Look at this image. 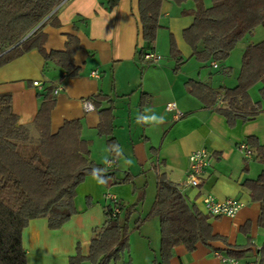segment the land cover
<instances>
[{
  "label": "crops",
  "instance_id": "1",
  "mask_svg": "<svg viewBox=\"0 0 264 264\" xmlns=\"http://www.w3.org/2000/svg\"><path fill=\"white\" fill-rule=\"evenodd\" d=\"M107 2L62 0L54 16L43 22L47 52L64 50L70 35L79 39L74 57L79 76L66 77L61 66L46 60L37 49L0 67V96L11 94L19 125H33L43 101L41 94L48 85L60 87L51 110V131L57 132L66 120L80 119L82 137L90 143L89 158L102 164L107 175L106 178L88 175L78 186L76 213L61 228L50 229L44 217L30 221L23 232L27 264H70L71 256L78 252L88 255L94 228L104 225L105 208L111 204L104 196L106 192L116 195L126 206L135 205L129 225L142 232L144 240L138 242L136 251L131 247L119 261L109 264H155L161 247L160 221L158 217L144 218L153 206L158 176L162 173L180 185L182 194L197 211L207 214L202 198L207 193L218 199L237 197L243 203L233 218L210 215L214 233L224 239L207 245L198 243L194 251L178 245L171 264H224L215 252L227 255L229 250L243 252L238 257L239 264L256 263L261 259L264 243V228L258 224L260 203L253 200L243 182L257 179L264 170V162L256 155L246 158L240 145L247 143L249 136L264 144V101L260 95L263 83H257L249 91L254 102L262 103L261 112L248 121L239 119L231 127L216 107H206L188 91L187 82L192 79L215 89L236 86L245 48L262 41L264 31L256 39L245 35L229 58L214 66L215 61L197 60L184 39V31L194 22L195 1L162 2L154 44L143 39L139 0H119L112 7ZM202 2L205 7L212 5V0ZM172 38L184 58L177 70L170 53ZM151 51L160 55L159 61L146 60L140 54ZM97 70L99 75H92ZM35 80L44 88L32 85ZM99 93L109 100H104L99 109L87 111L83 100L92 101L91 97ZM171 103L182 115L167 109L166 105ZM111 106L118 157L111 153L107 137L98 132L99 110ZM153 115L163 117V122L151 121ZM200 148L211 152L210 166L199 186L184 185L189 155ZM112 158L117 162L108 168L107 161ZM138 219L142 220L139 225ZM145 225L148 229L143 231Z\"/></svg>",
  "mask_w": 264,
  "mask_h": 264
},
{
  "label": "trees",
  "instance_id": "2",
  "mask_svg": "<svg viewBox=\"0 0 264 264\" xmlns=\"http://www.w3.org/2000/svg\"><path fill=\"white\" fill-rule=\"evenodd\" d=\"M107 1V5L112 7L119 0ZM163 1L139 0L143 39L149 44L156 42ZM171 1L182 4L188 0ZM193 1L197 4L194 22L184 31V39L191 46L193 56L203 63L226 61L245 35L254 33L258 26L264 27V0H212L210 7H205L202 0ZM61 2L0 0V67L37 49L46 60L61 66L66 71V77L79 76V67L74 60L79 48L76 36H69L64 50L47 52L45 49L47 34L42 31L43 22L54 16L53 12ZM170 53L176 61L177 70L184 58L174 38ZM140 54L144 56L143 52ZM259 82L263 83L260 95L264 101V39L245 48L236 86L215 89L191 79L187 88L206 107H216L233 127L237 120L248 121L261 112L262 103L254 102L249 92ZM55 88L50 84L41 94L43 101L32 126L18 124L11 94L0 96V264H27L23 232L30 221L44 217L48 219L50 229L61 228L76 213V189L85 178L93 175L94 170L95 175L107 177L102 164L89 158L90 143L82 137L80 119L66 120L57 132L51 131ZM91 100L99 109L109 97L99 93ZM113 110V106L99 110L101 120L98 132L107 137L111 153L118 157L120 150L113 135ZM247 143L264 162V144L255 136H249ZM243 183L250 190L253 200L260 203L258 224L264 228V170L257 179ZM117 205L121 213L115 217H111L113 206H106L105 223L100 228H94L88 255L78 252L71 256L70 264H83L85 261L109 264L119 261L129 252V220L135 205L126 206L120 201ZM152 217H158L161 228V247L155 264H171L173 250L178 245L194 251L198 243L207 245L224 239L214 233L210 215L190 205L180 185L171 181L165 173L158 176L157 195L144 220ZM141 221L138 219L137 225ZM260 253L261 259L256 264H264V243ZM227 255L238 258L243 252L229 250Z\"/></svg>",
  "mask_w": 264,
  "mask_h": 264
},
{
  "label": "built area",
  "instance_id": "3",
  "mask_svg": "<svg viewBox=\"0 0 264 264\" xmlns=\"http://www.w3.org/2000/svg\"><path fill=\"white\" fill-rule=\"evenodd\" d=\"M143 57L144 59L152 62H157L161 58L160 55L154 52H146L144 53ZM213 65L217 66V63L214 62ZM92 75L98 76L99 75L98 70L94 71ZM32 85L38 87L39 89L44 88L43 84L38 80L33 81ZM59 90L60 87H56L54 89V94H57ZM83 105L87 111L96 109L94 103L88 99L83 100ZM166 106L167 109L169 110H176L179 116L182 115V113L177 110L175 104L171 103ZM240 149L244 151L246 158L251 159L255 156L253 149L248 145V143H242L240 145ZM210 161H211V152L208 150V148H200L193 150L189 155L190 167H189V171H187L188 174L184 185L195 186V187L199 186L203 182L202 175L205 172V169L208 166H210ZM116 162L117 159L112 158L111 160L107 161L106 166L110 168L114 164H116ZM104 196L106 199L110 200L111 205L113 206L111 217H115L117 216V214H120L121 209L117 205V203L119 202L117 196L110 192H106ZM202 198L206 212L211 216H226L233 218L243 207V203L239 199H237V197L218 199L215 195L211 193H207ZM215 255L224 264H239L238 258L236 257L228 256L218 251L215 252ZM250 264H256V263L252 262Z\"/></svg>",
  "mask_w": 264,
  "mask_h": 264
},
{
  "label": "rangeland",
  "instance_id": "4",
  "mask_svg": "<svg viewBox=\"0 0 264 264\" xmlns=\"http://www.w3.org/2000/svg\"><path fill=\"white\" fill-rule=\"evenodd\" d=\"M257 30V31H256ZM256 30L254 31V33H252V34H248V35H246V36H252L254 39H256V38H258L259 37V33L261 32V31H264V27L263 26H258L257 28H256ZM257 32V33H256ZM256 41V40H255ZM137 218V215L136 216H134V219H132V223H134L135 222V219ZM133 226H134V224H133ZM144 230L143 231H145L146 229H148V227L145 225L144 226V228H143ZM144 234V233H143ZM129 238H130V248L132 247L135 251L137 250V248H138V242H144V240H143V237H142V232H139V230L138 229H136L135 227H133V228H131V230H130V235H129ZM148 242V241H147ZM152 244H155V240H152V241H150ZM128 256V255H127ZM113 262H115V261H113Z\"/></svg>",
  "mask_w": 264,
  "mask_h": 264
},
{
  "label": "clouds",
  "instance_id": "5",
  "mask_svg": "<svg viewBox=\"0 0 264 264\" xmlns=\"http://www.w3.org/2000/svg\"><path fill=\"white\" fill-rule=\"evenodd\" d=\"M150 120L162 123L163 122V117H157V116L153 115V116H151ZM93 175H95V170L93 172Z\"/></svg>",
  "mask_w": 264,
  "mask_h": 264
},
{
  "label": "water",
  "instance_id": "6",
  "mask_svg": "<svg viewBox=\"0 0 264 264\" xmlns=\"http://www.w3.org/2000/svg\"><path fill=\"white\" fill-rule=\"evenodd\" d=\"M40 25H41V24H39L37 27H39ZM37 27H36V28H37ZM36 28H35L33 31H35ZM33 31H32L31 33H29L24 39L28 38V37L33 33ZM24 39H23V40H24Z\"/></svg>",
  "mask_w": 264,
  "mask_h": 264
}]
</instances>
